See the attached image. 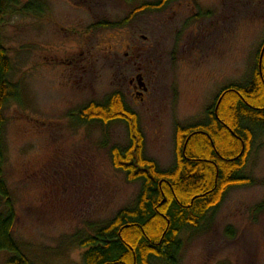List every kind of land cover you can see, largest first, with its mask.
Listing matches in <instances>:
<instances>
[{
    "label": "rangeland",
    "instance_id": "obj_1",
    "mask_svg": "<svg viewBox=\"0 0 264 264\" xmlns=\"http://www.w3.org/2000/svg\"><path fill=\"white\" fill-rule=\"evenodd\" d=\"M37 1L43 12L8 15L1 31L9 81L20 87L19 101L2 110L12 235L35 261L82 264L76 237L132 205L140 182L111 161L110 147L128 143L126 126L77 127L72 111L121 93L145 156L171 168L176 127L202 121L222 88L249 80L264 40V0H169L115 28L92 25L158 0ZM138 74L141 96L130 84ZM240 175L250 183L229 188L202 229L181 235L176 264H264V211H255L264 200L263 131ZM8 257L0 251V264Z\"/></svg>",
    "mask_w": 264,
    "mask_h": 264
},
{
    "label": "trees",
    "instance_id": "obj_2",
    "mask_svg": "<svg viewBox=\"0 0 264 264\" xmlns=\"http://www.w3.org/2000/svg\"><path fill=\"white\" fill-rule=\"evenodd\" d=\"M169 0L137 6L118 22L96 23L92 27H121L142 11L159 10ZM44 4L37 0H0V251L9 254L6 264H49L31 259L13 238L15 207L4 179L5 144L2 116L10 101L18 100L17 84L9 81L11 62L2 44V26L8 15H39ZM259 46L249 80L221 89L202 121L178 125L175 129V162L167 170L144 154V139L137 116L125 104L123 95L113 92L102 102L90 101L72 111L75 125L113 123L126 126L128 143L111 146L113 166L130 182H140L134 203L119 210L102 226L74 242L82 249V264H176L182 247L181 235L197 232L206 214L217 207L229 188L249 184L241 171L254 141L256 130L264 132V51ZM78 124V125H77ZM255 211H264V200ZM232 235V233H230Z\"/></svg>",
    "mask_w": 264,
    "mask_h": 264
},
{
    "label": "water",
    "instance_id": "obj_3",
    "mask_svg": "<svg viewBox=\"0 0 264 264\" xmlns=\"http://www.w3.org/2000/svg\"><path fill=\"white\" fill-rule=\"evenodd\" d=\"M263 51H264V46H263V48H262V50H261V53H260V57H259V66H260V62H261V59H262ZM134 80H135V82H136V84H137V86H138L139 88H143V87H144V83H143V81H142V76H141V74L136 75V77L134 78Z\"/></svg>",
    "mask_w": 264,
    "mask_h": 264
},
{
    "label": "flooded vegetation",
    "instance_id": "obj_4",
    "mask_svg": "<svg viewBox=\"0 0 264 264\" xmlns=\"http://www.w3.org/2000/svg\"><path fill=\"white\" fill-rule=\"evenodd\" d=\"M142 81H143V78H142ZM143 83H144V81H143ZM130 84L133 86V90L135 91V94L137 96H141L142 95V93L140 91H138L137 89L142 90V91H145L146 90L145 83H144V87L143 88H139L136 84H134V80L133 79L130 80Z\"/></svg>",
    "mask_w": 264,
    "mask_h": 264
}]
</instances>
